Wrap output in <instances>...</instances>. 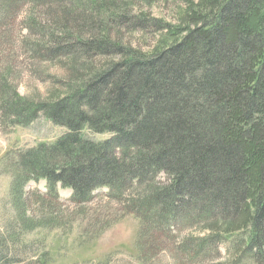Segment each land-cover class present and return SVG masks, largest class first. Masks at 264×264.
Masks as SVG:
<instances>
[{
	"label": "rangeland",
	"instance_id": "1",
	"mask_svg": "<svg viewBox=\"0 0 264 264\" xmlns=\"http://www.w3.org/2000/svg\"><path fill=\"white\" fill-rule=\"evenodd\" d=\"M228 1L0 0L9 8L0 19V244L10 264H264L259 249L247 248L251 232L243 229L256 211L253 198L241 213L222 218L191 210L173 217L155 200L149 213L158 216L151 221L156 228L149 229L136 213L171 182L165 171L138 187L126 176L115 193L102 185L79 201L62 183L51 189L46 179H22L33 169L21 153L68 130L51 120L57 103L82 95L119 63L155 57L192 29L213 26ZM58 41V51H46ZM90 42L98 48L83 44ZM11 100L38 118L14 124L6 109ZM68 103L82 110L78 99ZM84 134L96 141L112 136L88 127ZM159 228H175L176 240ZM235 228L242 230L220 234Z\"/></svg>",
	"mask_w": 264,
	"mask_h": 264
},
{
	"label": "trees",
	"instance_id": "2",
	"mask_svg": "<svg viewBox=\"0 0 264 264\" xmlns=\"http://www.w3.org/2000/svg\"><path fill=\"white\" fill-rule=\"evenodd\" d=\"M8 14V5L0 4V19ZM216 19L155 57L115 65L89 81L82 95L57 103L51 120L68 130L21 153L23 165L33 169L22 179H46L51 189L62 183L79 201L102 185L115 193L126 176L138 187L165 171L171 182L136 213L149 229L158 218L149 213L155 200L159 212L173 217L191 210L222 218L241 213L253 198L256 211L243 229L251 232L247 248L264 257V0H229ZM61 45L41 49L53 52ZM72 99L82 110H73ZM9 102L14 124L38 118ZM87 127L112 137L89 139ZM174 230L159 232L174 241ZM13 262L0 244V263Z\"/></svg>",
	"mask_w": 264,
	"mask_h": 264
}]
</instances>
